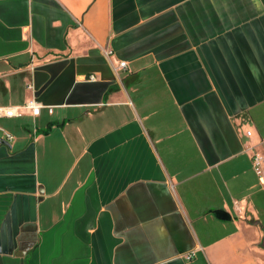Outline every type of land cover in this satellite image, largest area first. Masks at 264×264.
<instances>
[{
    "label": "crops",
    "instance_id": "crops-1",
    "mask_svg": "<svg viewBox=\"0 0 264 264\" xmlns=\"http://www.w3.org/2000/svg\"><path fill=\"white\" fill-rule=\"evenodd\" d=\"M32 98L0 264H264V0H0V106Z\"/></svg>",
    "mask_w": 264,
    "mask_h": 264
},
{
    "label": "built area",
    "instance_id": "built-area-1",
    "mask_svg": "<svg viewBox=\"0 0 264 264\" xmlns=\"http://www.w3.org/2000/svg\"><path fill=\"white\" fill-rule=\"evenodd\" d=\"M111 53V52H108ZM127 66V62L125 60H122L119 62V67L125 68ZM44 108V105L41 104L39 101H37L35 98L29 99L23 104L20 105H2L0 106V117H19L23 116L25 113H31L34 116H38L41 114L42 110ZM48 111L53 112V107L48 106ZM2 129V128H1ZM250 131L248 130L246 132L247 135H250ZM6 135L8 139H12L13 136L6 132ZM263 164V158H261L259 155H254V167L258 174L262 173L261 166Z\"/></svg>",
    "mask_w": 264,
    "mask_h": 264
},
{
    "label": "water",
    "instance_id": "water-1",
    "mask_svg": "<svg viewBox=\"0 0 264 264\" xmlns=\"http://www.w3.org/2000/svg\"><path fill=\"white\" fill-rule=\"evenodd\" d=\"M0 141H1V142H4V143H6V144H10V142H9L8 140L3 139V138H0Z\"/></svg>",
    "mask_w": 264,
    "mask_h": 264
}]
</instances>
